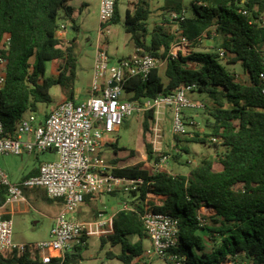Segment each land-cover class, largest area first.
Masks as SVG:
<instances>
[{
	"label": "trees",
	"instance_id": "1",
	"mask_svg": "<svg viewBox=\"0 0 264 264\" xmlns=\"http://www.w3.org/2000/svg\"><path fill=\"white\" fill-rule=\"evenodd\" d=\"M72 1L0 0V55L7 60L6 82L0 88V119L9 136L16 134L27 113L38 112L40 104L52 105L54 86L60 87L66 99L75 100L78 41L75 38L64 47L57 37L62 15L71 17L74 12ZM151 1L138 0L134 10L126 12L123 26L135 51L166 58L176 34H170L165 25L173 22L192 51L168 58L167 84L156 68L146 79H129L124 89L141 102L189 85L195 86L191 92L207 93L208 102L202 103L208 111L209 133H196L191 141L210 142L221 151L218 158L202 159L187 175L150 174L141 165L116 169L117 175L141 178L143 184L128 197L130 208L114 215V232L102 239V245L120 246V254L109 251L108 256L124 264L145 258L148 237L143 216L151 210L178 221L179 242L172 252L185 257L186 264H264V97L260 79L264 71V0H192L193 14L186 13L184 20L174 18L186 12L183 0H167L162 10L170 17L164 14V20L150 30ZM119 3L110 25L121 22ZM207 39L215 41L211 51L201 48ZM52 61L58 63V74L47 76ZM223 61L240 63L249 72L251 84L239 81ZM154 118V111L146 112V130ZM213 137L221 142H211ZM112 146L117 155L120 149ZM147 148L152 158L151 146ZM112 163L116 165L118 159ZM6 193V188L0 192V207ZM92 199L86 196L84 204ZM203 208L214 211L209 224L206 217L205 223L199 220ZM87 247L77 246L64 258H54L52 264H80ZM0 264L44 263L27 250L20 256L0 252Z\"/></svg>",
	"mask_w": 264,
	"mask_h": 264
},
{
	"label": "built area",
	"instance_id": "2",
	"mask_svg": "<svg viewBox=\"0 0 264 264\" xmlns=\"http://www.w3.org/2000/svg\"><path fill=\"white\" fill-rule=\"evenodd\" d=\"M120 0H100L98 43L94 57L93 78L89 87L90 97L82 104L65 99L54 107L40 123L36 113L24 117L19 122L16 134H6L0 119V160L4 155L23 156L28 154L55 153L57 160L41 163L39 173L13 184L0 164V192L6 188V201L0 207V252L14 253L19 256L30 250L39 255L44 264H52L54 258H64L67 252L77 246H85L93 236H108L114 232V216L100 213L93 221H79L74 215L84 204L86 196H104L119 192L127 196L121 209L130 208L128 197L138 191L143 179L119 176L115 173L118 166L112 164L106 156L109 146L117 142L115 134L119 132L126 120L134 113L145 115L154 111L156 124L154 135L160 137L159 122L167 112H172L171 132L180 136L186 131L185 111L204 108L202 102L190 100L187 93L195 86H182L169 94L143 102L124 98V84L131 78H148L152 70L167 64L168 58L187 56L192 49L188 40L176 35L170 53L166 58L149 53L135 51L126 58L112 64L104 40L111 30L110 22L115 16L116 6ZM243 14H247L244 11ZM186 12L175 19L184 20ZM69 24H60L57 37L62 41L69 31ZM10 38L6 40L8 45ZM5 48V46H3ZM163 53V52H162ZM224 57V50H220ZM7 60L0 55V88L6 82ZM262 95L264 97V71L260 73ZM115 83V86H112ZM129 94V93H127ZM220 143L217 137L210 139ZM153 164V174L163 172L170 155H158ZM113 158V157H111ZM149 172L148 170H146ZM150 173V172H149ZM152 174V173H150ZM43 189L46 196L62 202V210L55 219L50 238L33 244H17L13 241V222L6 218L2 209L15 202L25 201L24 189ZM205 214L201 211L199 220L205 223ZM145 234L149 240L145 257L158 259L164 264H186V258L172 252L179 242L178 221L168 214L147 210L143 216ZM85 238V240L83 239Z\"/></svg>",
	"mask_w": 264,
	"mask_h": 264
},
{
	"label": "rangeland",
	"instance_id": "3",
	"mask_svg": "<svg viewBox=\"0 0 264 264\" xmlns=\"http://www.w3.org/2000/svg\"><path fill=\"white\" fill-rule=\"evenodd\" d=\"M80 1L81 0H76L75 2L77 4L80 3ZM85 1L88 4L85 6L81 14L78 15V24L81 29L79 32L72 31L70 36H76L78 41L79 61L75 90L80 91L77 99V103L79 104L84 103L90 97L89 87L93 78L94 57L98 43V30L100 25V0ZM137 1L138 0H120L119 11L121 22L111 25V32L108 38L103 41L106 44L112 64L116 63L119 59L129 57L133 53V43L130 35L125 31L123 23L125 21L127 10H134ZM166 2L167 0L151 1L152 13L148 21V27L150 30L153 29L156 23L164 20L163 15L166 13L162 10V8ZM191 2L192 0L182 1L188 16L193 14ZM167 16L170 17V15ZM165 26L170 34L178 35V27L174 22L166 24ZM214 44V39H207L203 42L201 48L206 51H211ZM223 64L229 70H232V68L237 65L227 64L226 61H223ZM166 66L167 64H164L160 67V74L164 84H167L168 82L165 75ZM46 75H56V67L53 69L52 62H49L47 65ZM132 95V93H124L123 97L127 98ZM51 96L55 102L62 98L59 86H54L51 89ZM187 97L196 102H208L209 99L207 93L199 92H188ZM50 110L51 105L40 104L39 110L36 112L37 119L39 121L44 120ZM193 112L195 115L194 110ZM198 113L199 116L194 118L185 116L186 131L184 134L176 136L171 132L172 112H168V115L164 117L167 119L159 122L160 137L158 138L154 135V128L156 127V124L150 119L148 121L149 128L146 130L144 126L145 115L134 113L126 120L119 132L115 134L117 139L115 144L120 149L118 151V163L116 165L118 168L141 165L144 170H148L153 174L152 167L159 159L158 155L167 154L170 155V157L168 163H166L163 168V172L172 176H180L187 175L191 169L198 166L201 160L206 157L215 156V158H217L216 156L221 151V148L216 147L210 142H208V144H202L191 141L195 137L196 133H209L206 128L208 111L205 110V108H202L198 110ZM30 114L31 113H27L25 117H29ZM148 144L151 146L152 158H150L148 153ZM185 149L188 151H185ZM114 150V146H111L106 151V156L108 158L110 157L111 163L114 159L111 158ZM24 155V159L14 155H8L2 158L1 165L9 173L10 181H17L26 172L34 167H37L41 163L57 160V155L49 152L32 155L30 157L27 153H24ZM216 162V168H220L218 160ZM125 201H127V196L122 192L95 197L90 201V203H85L79 208L75 219L87 222L95 220L100 213H104L105 216L112 215L117 208L122 207L121 203ZM43 204L49 205L50 203L49 201L44 200ZM53 204L55 208L61 207L56 201H54ZM202 212L205 214L206 218H208L207 222L209 224L210 218L214 213H212V211L208 208H203ZM28 219L32 221L30 227L24 226L21 217L13 218V241L15 243H19V239H23V241H27L32 244L50 238L51 224L49 220L44 217H40L34 211L29 213ZM38 220L40 221L39 224H37L39 227L36 228L34 223ZM133 240L135 241L136 239ZM202 243L204 244L203 241ZM111 249L112 246L110 244H107L106 247L101 249L100 240L96 237H92L88 252L86 253V259H84L80 264H124L118 259H109L107 257V253ZM93 257H95L94 260ZM135 262L136 264H164L158 259L149 260L146 257L137 259Z\"/></svg>",
	"mask_w": 264,
	"mask_h": 264
},
{
	"label": "crops",
	"instance_id": "4",
	"mask_svg": "<svg viewBox=\"0 0 264 264\" xmlns=\"http://www.w3.org/2000/svg\"><path fill=\"white\" fill-rule=\"evenodd\" d=\"M76 0H73L71 2V5L74 9V12L72 14L71 17H66L64 14L62 15V19L60 21V23L62 24H69V31L66 33L64 39L61 41L62 42V45L64 47L68 46L72 40H74L76 38V36H73V37H70L71 36V32L72 31H77L79 32L81 27L80 25L78 24V15L81 14V12L83 11V9L85 8V6L88 4L85 0H81L80 3H77L75 2ZM9 36L6 35L5 38H4V42H6L7 38ZM108 38V37H107ZM135 52V49H134V45H133V53ZM132 53V54H133ZM131 54V55H132ZM53 63V69L56 67V75L58 74V63L57 61H52ZM239 66V67H237ZM232 71L236 73V77L239 81L245 83V84H248L250 85L251 84V77H250V74L248 71L244 70L243 67L241 66L240 63H238L235 67L232 68ZM52 74H53V71H52ZM56 75H53V76H56ZM62 93V92H61ZM79 93L80 91L78 90H75V101L77 102V99L79 97ZM66 99V96L62 93V98L59 100V101H54L53 100V103L51 105V108L54 107L56 104H58L59 102L63 101ZM168 115V112L166 113V115L164 117H166ZM185 116L187 117H198L199 116V113H195L194 115V112L193 110H186L185 111ZM164 119H167V118H164ZM43 121V120H42ZM40 121V123L42 122ZM169 124V123H168ZM112 146V145H111ZM109 146V148L111 147ZM50 153V152H49ZM220 153V152H219ZM27 155L32 156L34 154H28ZM4 156H8V155H4ZM3 156V157H4ZM16 156V155H14ZM24 156H19L21 157L22 159H24ZM113 158H117L118 157V154L115 155V150H114V153L111 155ZM218 156V154H217ZM216 156V157H217ZM2 157V158H3ZM215 157V156H213ZM1 158V160H2ZM218 158V157H217ZM1 160H0V164H1ZM41 165V164H40ZM40 165H38L37 167H34L32 169H30L28 172H26L23 176H21L17 181H11L13 184H18L20 183L24 178H27V176H34V175H37L39 173V167ZM1 167L3 168V170L6 172V174L9 176L10 178V175L9 173L7 172V170L1 165ZM220 169V168H219ZM23 196L25 198V201H22V202H15V203H11V204H7L3 209H2V212L4 213V216L6 218H9L11 220H13L14 217H21L22 218V223L24 224V226L26 227H30L31 225V220L28 219V215L29 213H31V211H34L36 212L40 217H44L46 218L47 220L50 221V224H51V229L52 227L54 226L55 224V219L56 217L60 214L61 210H62V202L61 201H58V200H52V199H49L47 196H46V193L43 189H40V188H34V189H24L23 190ZM49 201V205H44L43 204V201ZM56 201L60 204L61 207L59 208H55L54 207V204L53 202ZM124 203V202H123ZM121 203V205L123 204ZM122 207H119L116 209V211L112 214V215H106L107 216H114L119 210H121ZM79 211V210H78ZM77 211V212H78ZM212 211V213H214L213 210H210ZM76 212V214L74 215V217L78 214ZM39 220L36 221L34 223V225L36 226V228H38L39 226H37V224H39ZM51 232V231H50ZM93 237H96L100 240V244H101V249H103L104 247H106L107 244H110V243H107L106 245H102V239L103 238H106V236H93ZM92 238V237H91ZM91 238H89L88 242H87V249L83 252V257L84 259H86V253L88 252V248H89V244H90V240ZM205 240L207 241L208 240V236H204ZM40 242V241H39ZM37 243V242H36ZM17 244H31L27 241H23V239H19V243ZM33 244V243H32ZM111 245V244H110ZM145 245H146V248L149 246V240L145 241ZM112 246V245H111ZM112 251L113 253L115 254H120L121 252V248H119L118 246L116 247H113L112 246V249L110 250ZM107 257L109 259H111L109 256H108V253H107ZM92 258V257H91ZM95 257H93V260H94ZM83 259V260H84ZM115 259V258H113ZM94 264H98V263H94Z\"/></svg>",
	"mask_w": 264,
	"mask_h": 264
},
{
	"label": "water",
	"instance_id": "5",
	"mask_svg": "<svg viewBox=\"0 0 264 264\" xmlns=\"http://www.w3.org/2000/svg\"><path fill=\"white\" fill-rule=\"evenodd\" d=\"M112 86H115V83Z\"/></svg>",
	"mask_w": 264,
	"mask_h": 264
}]
</instances>
